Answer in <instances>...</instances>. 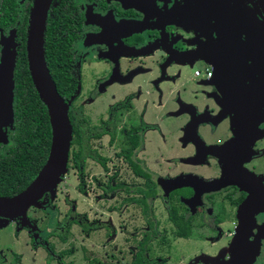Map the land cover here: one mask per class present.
<instances>
[{
    "label": "flooded vegetation",
    "instance_id": "flooded-vegetation-1",
    "mask_svg": "<svg viewBox=\"0 0 264 264\" xmlns=\"http://www.w3.org/2000/svg\"><path fill=\"white\" fill-rule=\"evenodd\" d=\"M36 1L0 0V84H14L13 118L10 110L2 116L0 105V135L6 138L0 159L15 145L17 89L29 70ZM45 1L48 67L47 52L52 64L63 55L57 66L67 85L64 98L86 99L79 110L70 107L85 143L77 159L73 131L67 172L78 173L81 195L89 161L109 177L97 179L101 206L83 215L73 206L62 227L51 217V231L33 237L32 248L62 264L50 239L78 226L87 241L102 231L114 245L106 261L88 257L87 264H176L166 255L154 257V246H169L171 233L176 251L189 258L180 264H264V0ZM99 103L105 107L98 115L85 109ZM129 132L140 144L124 153ZM94 141L108 142L105 153ZM110 150L115 160L106 155ZM112 160L127 165L135 182L119 183ZM182 176L221 184L168 191L160 184ZM113 198L117 205L107 206ZM181 229L189 235L181 236ZM185 244L194 251L184 253Z\"/></svg>",
    "mask_w": 264,
    "mask_h": 264
},
{
    "label": "rangeland",
    "instance_id": "rangeland-1",
    "mask_svg": "<svg viewBox=\"0 0 264 264\" xmlns=\"http://www.w3.org/2000/svg\"><path fill=\"white\" fill-rule=\"evenodd\" d=\"M192 74L193 70H188L187 79H189ZM116 88L119 90V87ZM85 102L86 99L80 97L75 103L71 102L70 107L73 106L75 107V110H79L81 105ZM104 107L105 106L102 105V103H99L96 108H84L91 110L93 115H98L99 112L97 109H102ZM123 121L124 124H122V126L126 124L127 119L124 118ZM171 126L172 124L166 123L167 128H171ZM153 141L154 142L150 148H153L156 136H153ZM93 143V147L97 148L100 153H105L104 149L108 148V142H105L103 145L98 141H94ZM115 154L114 150H110L108 153L106 152V155L114 160L116 159V157H114ZM114 160H112L110 164L112 169L111 172L119 171V183L127 181L128 183H134L135 178L127 165L118 161L117 164H114ZM86 172V194H80L78 173L76 171H69V174L67 172L54 191L50 193L45 200L40 202L39 206L31 210L29 215L20 219L18 222L0 220V264H17V255L21 256V264H59L57 261H49V254L44 249H33L31 242L33 237L40 240L41 235H45L46 232L49 233L51 231L47 228L51 217H56L59 223H62L65 222V220H68L67 215L73 206H76L77 211L81 213L80 215H83L90 209V207L93 209L97 208L98 205L101 206V204H103L104 201L101 198L102 192L98 189L97 179H100V182H102L109 176L104 177L102 174L103 171L99 165L91 161L87 163ZM106 203L107 206L117 205L115 198L110 199ZM157 209V212H159V207ZM98 215L99 213L97 212L93 217L99 220ZM71 235H66L67 241L65 243H63L57 236H53L50 239L55 246L54 249L56 255H60L62 252L67 251L64 256V262L67 264H87L88 257H90V259L96 257L102 261H106L105 252L110 251L111 253V248L114 247V245L108 244L107 238L104 237V232L102 231L94 232L91 238L87 241L81 228L75 226ZM169 236L172 237L169 246L163 247L158 244L154 246V257L156 258L161 255H166L169 258V261L174 259L173 261H176V264H180L181 261H187L189 258L181 256V254L176 251V245L178 244L176 237L172 233ZM105 243L109 245L107 246V250L103 245ZM118 243L120 242L118 241ZM168 249H170L169 252L167 251ZM183 251L184 253L189 254L192 253L194 249L189 248V246L185 244Z\"/></svg>",
    "mask_w": 264,
    "mask_h": 264
},
{
    "label": "water",
    "instance_id": "water-1",
    "mask_svg": "<svg viewBox=\"0 0 264 264\" xmlns=\"http://www.w3.org/2000/svg\"><path fill=\"white\" fill-rule=\"evenodd\" d=\"M50 4L45 0H37L29 27L28 63L33 84L41 101L48 110L52 143L46 164L34 181L21 193L13 197H0V218L14 220L24 218L28 211L39 206L44 196L52 193L67 174L70 149L73 141V126L70 120V102L61 96L52 78L45 56V31ZM13 81L9 85L0 84V105L4 103L2 116L10 110L13 118ZM10 108H5L6 104ZM6 142L3 134L0 142ZM212 151V150H208ZM168 191L183 186L204 187L206 190L216 189L221 182L204 183L194 176H182L173 181H160Z\"/></svg>",
    "mask_w": 264,
    "mask_h": 264
},
{
    "label": "trees",
    "instance_id": "trees-1",
    "mask_svg": "<svg viewBox=\"0 0 264 264\" xmlns=\"http://www.w3.org/2000/svg\"><path fill=\"white\" fill-rule=\"evenodd\" d=\"M47 59L58 92L64 98L67 85L61 81L60 74L63 69L57 66L63 59V55H57L54 64H52V53L47 52ZM25 68V82L17 89L16 130L12 133V141L15 142V145L8 151L7 155L0 159V197H13L24 191L46 164L51 149L52 132L48 110L38 95L29 70L27 67ZM64 99L69 103L67 98ZM71 123L76 137L74 144L78 145V150L74 155L78 159L84 156L82 145L85 143V131L79 130L80 123L76 122L75 119L71 120ZM133 144L138 146L140 138L129 132L127 148L124 153L135 147L132 146ZM81 166L82 164L77 162V167ZM62 226L60 223L59 227ZM66 235V230H59L58 236L61 241H66ZM180 235L188 236L189 231L181 229ZM65 255L66 253L60 254L62 264H65ZM135 264H141V262Z\"/></svg>",
    "mask_w": 264,
    "mask_h": 264
},
{
    "label": "built area",
    "instance_id": "built-area-1",
    "mask_svg": "<svg viewBox=\"0 0 264 264\" xmlns=\"http://www.w3.org/2000/svg\"><path fill=\"white\" fill-rule=\"evenodd\" d=\"M196 74H198V72ZM206 74L210 76V73L209 72H206Z\"/></svg>",
    "mask_w": 264,
    "mask_h": 264
}]
</instances>
